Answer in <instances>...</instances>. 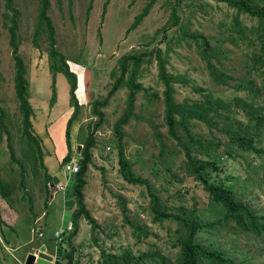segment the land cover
Here are the masks:
<instances>
[{"label": "rangeland", "instance_id": "1", "mask_svg": "<svg viewBox=\"0 0 264 264\" xmlns=\"http://www.w3.org/2000/svg\"><path fill=\"white\" fill-rule=\"evenodd\" d=\"M105 1L49 0L47 16L54 27L56 52L77 78L78 88L74 92L80 112L70 123L71 142H81L98 119L90 114V102L108 95L120 75V60L128 55L140 56L134 81L143 89L134 95L133 117L122 126L121 142L131 170L147 179L152 190L172 212L183 205L187 210L195 211L203 223L216 224L214 229L198 235V242L203 246L222 249L228 256L248 264H264V235L255 237L237 230L232 221L223 220L222 208L210 200L192 175L185 172L183 152L167 135L162 121L163 84L158 78L156 61L158 55L165 72L173 78L175 102L201 100L203 93L209 91L224 101L243 97L261 105L264 103L262 69L256 62L261 55L256 36L259 22L220 0H108L105 14H102ZM149 1L147 15L126 32ZM40 4L39 0H12L14 15L5 0H0V106L5 110L6 127L4 130L0 126V193L1 189L7 193L6 198L0 194V211L5 212V216L0 212V264H24L26 257L39 252L41 246L45 248V254L53 256L52 264L57 249L61 253L69 252V264H102L101 251L120 253L124 250L133 255L157 252L165 256L168 264H173L179 242L184 237L183 230L174 222L151 221L145 186L127 182L118 171L117 149L111 139L116 138L113 123L125 108L127 88L124 82L109 96L107 105L99 108L104 119L94 129L96 144L92 148V164L87 166L83 176L82 201L89 216L95 220V227L79 218L78 232L70 245L63 243L65 238L62 236L58 246L60 241L56 233L60 232L64 210L63 190L56 185L45 188V170L38 159L40 152L23 133L14 91L15 67L10 46V29L15 24L19 55L29 82V97H32L31 104L37 112L35 117L34 114L31 116L36 127L34 132L40 135L42 122L45 120L48 127L52 117L48 131L57 152L45 157L44 163L62 185L68 160L75 159L70 157L64 166L60 165L66 155L65 122L62 119L69 112L68 85L61 74L55 75L56 103L51 108L49 40L45 25L39 24ZM237 24L244 32V38L235 30ZM38 26V48H34L32 41ZM202 38L210 48L218 51L215 58L203 55ZM204 57L230 76L229 84L212 79ZM129 74L128 65L124 80ZM250 79L256 83L258 92L236 86L240 80ZM86 88L93 97L83 103ZM47 109L49 116H45ZM231 118L239 123L247 122L245 114L235 106ZM193 128L202 138L220 143L217 167L210 181L223 183L235 198L264 215V154L228 146L226 134L201 122H194ZM41 138L44 139L42 134ZM9 144L22 166L10 159ZM257 146L264 147V129ZM44 147H49L45 140ZM80 147H73L72 153L78 154ZM30 202L35 215L41 217L38 222L29 211ZM73 208L74 205L70 214ZM126 219L144 228L147 236H138ZM11 241L21 243L11 244ZM58 260L64 264L67 259L60 254ZM145 262L156 264L148 259Z\"/></svg>", "mask_w": 264, "mask_h": 264}, {"label": "trees", "instance_id": "2", "mask_svg": "<svg viewBox=\"0 0 264 264\" xmlns=\"http://www.w3.org/2000/svg\"><path fill=\"white\" fill-rule=\"evenodd\" d=\"M39 1L41 3L39 9V24L43 23L45 25L49 40V72L51 73V96L49 99L50 107H52V105L56 102V73H60L65 78L68 85L67 102L71 107V113L65 121L64 137L66 155L62 158V162L60 164L62 165L66 164L67 159L74 154L72 153L74 144L71 142L70 137V123H72L80 112V104L77 102V98L74 93L77 79L74 73L68 71L62 56L56 52V42L54 38L55 31L49 17L47 16L49 0ZM107 1L108 0L104 2L102 14H105ZM220 1L226 2L229 6L236 8L238 12H242V14H246L248 17L256 19L259 22L256 28V36L261 55L257 57L256 62H258L262 69L261 86L262 90H264V2L263 0ZM5 3L7 8L12 10L15 15L16 11L12 7V0H5ZM149 7L150 1L146 3L139 14L134 17L126 32L132 30L138 25V23L147 15ZM39 28L40 27L38 26L35 30V37L32 41V46L34 48H38L36 37L38 36ZM14 29L15 24L10 29V46L12 48L11 56L15 67L14 91L18 101L19 112L22 116V124L24 127L23 133L27 136L29 141H32L35 144L38 149L37 152H40L39 160L44 170H46V167L43 166L44 164L42 162L43 155L40 150L39 140L31 134V116L33 115V108L29 101V82L25 77L26 69L24 62L19 55L20 43L16 40ZM235 30L240 34V37H245L244 32L241 28H239L238 24L236 25ZM202 41L204 45L203 55H211V59L215 58L218 51L210 48L203 38ZM156 59L158 78L163 84V89L161 91L163 103L162 121L166 128L167 135L175 141V144L183 152V156L185 158V172L188 175H192L195 180L201 184L203 190L208 193L210 200L222 208L223 220L232 221L237 230L249 234L251 233L255 237L264 235V215H259L256 211L252 210L247 203H243L240 199L235 198L231 191L226 188L223 183L210 181L212 177L211 174L217 167L216 156L218 154V145L220 143L202 138L201 135L199 136L196 134L193 128V123L197 121L206 124L210 128L219 129L226 134V136H228V146H236L239 151H251L262 155L264 154V147H259L257 144L262 138V132L264 129V103L261 105H255L243 97H234L230 101H224L220 97H215L209 91L203 93L201 100L192 102H175L172 96L173 78L165 72L163 62L158 55L156 56ZM205 60L207 61V68L210 71V75L213 80L224 85L230 83V76L226 75L218 67L211 64L209 59L205 58ZM139 61L140 56L128 55L123 57L120 60V75L112 84L108 95L103 99H94L90 102L92 103V107H90V114L95 117L97 116L98 119L94 122L92 129L89 130L85 138L79 142L81 147L77 151L78 158H76L75 162L77 170L72 173V183L68 193V196L74 201V208L69 216V229L62 237L65 238L63 243L66 242L70 245L71 239L78 232L79 218H82L90 227H95V220L89 216L82 201V187L85 183L83 176L87 166L92 164V148H94L96 144L93 136L94 129L99 126L104 119V113L99 108L107 105L109 96L122 84V82H124L127 88L125 108L122 115L113 123L114 137L116 138L111 139L113 146L117 149V162L119 166L118 171L127 182L139 183L145 186L149 197L150 213L152 215L151 221L156 223H161L163 221L174 222L177 227L179 226L183 230L184 237L182 241L179 242V248L175 253L173 264H248L243 260H236L228 256L222 249L216 247L209 248L199 243L198 235L204 233L205 230L214 229L216 224L212 222L203 223L198 219L195 211L187 210V208L183 205L177 206L175 213L172 212L167 204L152 190V187L147 179L135 175L131 170L121 142L122 137L124 136L122 126L126 124L129 118L133 117L134 95L139 90L143 89L139 82L134 81L135 69ZM128 65L130 67V74L124 80ZM236 86L238 88L248 89L254 93L259 91L256 83L251 79L240 80ZM92 97L93 96L90 95L89 90L88 98L92 99ZM233 106L242 110L247 117L246 123L243 124L238 121H232L231 113ZM4 117L5 110L0 106V126L5 129V123L3 121ZM219 124L222 126L220 127ZM162 146V143H160V148H162ZM9 148L10 159L18 161L14 156V151L10 144ZM33 157L36 158L34 153ZM44 176L46 185L47 183L51 184L52 175L45 171ZM60 184L61 182H58L56 186H59ZM1 195L3 198L7 197V193L2 189ZM44 206H46V201L44 202ZM29 211L34 217H36L33 212L31 202L29 205ZM126 221L138 236H147V231L140 225L127 219ZM56 237L57 239L60 238L62 241L61 237ZM61 255L67 259L64 264H69V252L61 253ZM100 257L102 264H146L145 261L147 259L156 262V264H168L165 256L157 252H147L133 255L129 250H124L120 253L101 251Z\"/></svg>", "mask_w": 264, "mask_h": 264}, {"label": "water", "instance_id": "3", "mask_svg": "<svg viewBox=\"0 0 264 264\" xmlns=\"http://www.w3.org/2000/svg\"><path fill=\"white\" fill-rule=\"evenodd\" d=\"M77 147H79L80 145H76ZM69 162H75L76 159H71L68 160ZM67 161V162H68ZM66 173L64 175V177L67 179L64 185V189H63V206H64V210L62 213V220H61V226H60V236H64V233L66 230L69 229V216H70V210H71V206L74 204V201L72 198H68V193H69V189L72 183V172L67 171V169L65 170ZM59 182V178L54 175L52 177V183L51 186L53 187L54 185H57ZM61 245V242L59 243V247ZM45 248L44 247H40L38 254H29L26 259L24 264H52L51 260L53 258V256H51L50 254H45L44 253ZM61 252L60 249L56 250V258L54 260V264H63L61 262H59L58 257L60 256Z\"/></svg>", "mask_w": 264, "mask_h": 264}, {"label": "crops", "instance_id": "4", "mask_svg": "<svg viewBox=\"0 0 264 264\" xmlns=\"http://www.w3.org/2000/svg\"><path fill=\"white\" fill-rule=\"evenodd\" d=\"M57 75H59L60 73H56ZM77 79V78H76ZM76 87H77V83H76ZM75 90H76V88H75ZM84 91H86V94H85V92H84V97H85V100L83 101V103L85 102H87L86 100H87V98H88V96H89V91L87 90V88L86 89H84ZM75 93V95H76V92H74ZM68 97V96H67ZM77 97V96H76ZM31 99H32V97H29V101H30V103H32L31 102ZM89 99V98H88ZM56 103V102H55ZM32 105V108H33V114H34V117L36 116V114H37V112H36V108L33 106V104H31ZM51 108H53V107H51ZM68 108H69V112L67 113V115H66V117L64 118V119H62L64 122L66 121V119L68 118V116H69V114L71 113V107L68 105ZM50 115V112H49V110L47 109V114L45 115V116H49ZM34 117H32V119L31 120H34L33 118ZM52 118V117H51ZM51 118H50V120H48L49 121V125H48V127H50L51 126ZM32 122V121H31ZM45 120H44V122H42V123H44L42 126H41V124L42 123H40V124H38V127L37 128H40V126H41V128H40V131L42 132V133H39L40 135H37V134H35V132H34V129L36 128L35 127V123H32V129H31V134H33L35 137L37 136L38 137V139L37 140H39V143L41 144V152H42V155H43V163H44V159H45V157H50L52 154H54L55 152H57V150L54 148V145H53V143H52V141H51V139H50V132L48 131V127L46 126V124H45ZM43 127V128H42ZM4 129V128H3ZM5 129H6V127H5ZM4 129V130H5ZM7 133V132H6ZM9 134V133H8ZM7 134V135H8ZM41 134H42V136H43V140H42V138H41ZM70 137H72L71 135H70ZM63 138V137H62ZM77 137H75L74 139H76ZM44 140L49 144V147H48V149L46 148V147H44ZM61 144H62V139H61ZM77 144H79V143H76V144H74V147L77 145ZM43 146V147H42ZM62 146V149L64 150V143L61 145ZM65 151V150H64ZM73 155H75V154H73ZM71 157H73V156H71ZM38 159H39V157H38ZM57 159H58V157H57ZM12 160V159H11ZM16 161V160H15ZM18 163H20L19 161H17ZM20 165H21V163H20ZM44 166L46 167V170L45 171H47V173L48 174H50V175H54V173H52L51 171H49V169H48V167L45 165V163H44ZM63 166H64V164H63ZM65 170H66V168H65ZM44 171V172H45ZM2 179V178H1ZM64 179H65V177H64ZM21 180H23V178H21ZM65 182H66V179L63 181V185H65ZM49 187H52L51 186V184L50 183H47V185H46V183H45V188H49ZM1 194V193H0ZM53 196H50V198H52ZM1 212V214L3 215V216H5V212L4 211H0ZM35 212V211H34ZM8 215V214H7ZM6 215V216H7ZM39 219H41V217L39 216V215H37L36 214V219H35V222H38V220ZM6 223L7 224H10L9 222H7L6 221ZM16 242H18V244H20L21 242H19V241H11V244H16ZM11 244H10V248H11Z\"/></svg>", "mask_w": 264, "mask_h": 264}, {"label": "built area", "instance_id": "5", "mask_svg": "<svg viewBox=\"0 0 264 264\" xmlns=\"http://www.w3.org/2000/svg\"><path fill=\"white\" fill-rule=\"evenodd\" d=\"M73 157H75V159L78 158V154L73 155ZM75 162H76V161H75ZM75 162L70 161V162L66 165V169H67V171H70V172L73 173V172H75V171L77 170V166H76ZM65 179H66V178H65ZM66 180H67V179H66ZM58 187H59V190H63V189H64L63 184H62V185H59ZM39 236H41V234H40ZM56 236L61 237L59 233H56ZM58 240L60 241V238H59Z\"/></svg>", "mask_w": 264, "mask_h": 264}, {"label": "flooded vegetation", "instance_id": "6", "mask_svg": "<svg viewBox=\"0 0 264 264\" xmlns=\"http://www.w3.org/2000/svg\"><path fill=\"white\" fill-rule=\"evenodd\" d=\"M59 246V245H58Z\"/></svg>", "mask_w": 264, "mask_h": 264}]
</instances>
